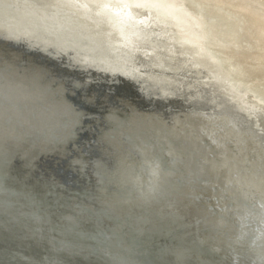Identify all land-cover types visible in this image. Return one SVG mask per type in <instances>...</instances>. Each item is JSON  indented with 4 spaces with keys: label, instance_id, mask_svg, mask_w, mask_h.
I'll return each mask as SVG.
<instances>
[{
    "label": "bare ground",
    "instance_id": "bare-ground-1",
    "mask_svg": "<svg viewBox=\"0 0 264 264\" xmlns=\"http://www.w3.org/2000/svg\"><path fill=\"white\" fill-rule=\"evenodd\" d=\"M48 4L74 15L54 16ZM231 11L204 0H0V50L42 62L33 52L40 49L67 71H84L70 76L54 69L46 77L27 69L26 57L0 51V161L10 158L11 165L17 158L29 167L49 154L80 170L104 168L86 203L94 214L84 227L73 217L85 215L79 182L68 184L58 167L49 169L52 176L42 168L31 172L32 187L71 192L66 234L52 203L39 208L44 191L11 190L0 174V212L9 218L0 224V242L16 240L39 252L49 238L61 241L59 231L78 250L60 246L53 264H108L98 243L86 242L88 234L117 250L130 248V264L150 255L162 264H226L227 250L264 264V39L258 19ZM110 82L127 101L104 106L84 123L94 112L80 119L65 86L93 83L98 91ZM93 130L85 153H78V141ZM107 157L109 167L101 164ZM16 210L28 219L14 223L13 234L8 228Z\"/></svg>",
    "mask_w": 264,
    "mask_h": 264
},
{
    "label": "water",
    "instance_id": "water-1",
    "mask_svg": "<svg viewBox=\"0 0 264 264\" xmlns=\"http://www.w3.org/2000/svg\"><path fill=\"white\" fill-rule=\"evenodd\" d=\"M12 49V48H11ZM1 52L4 51L0 50ZM29 51V50H28ZM32 52V50H30ZM34 54H39L42 60V62L36 60L34 57H26L24 56V53L22 52V54L20 52L18 53H12L9 49L7 52H3L4 55L6 54H16L19 58V61L23 58H25L26 61H28L29 63H27L26 67L29 70H37L40 73L43 74V76L46 77H52L55 76V72L54 71H58V72H65V74L67 73V75H75V76H82V72H84L82 70V72L80 70H78V68L76 67H72L70 71H67L65 68V64L61 63L59 60L58 62H56L53 57L54 55L51 56H47V58H44V54H48L46 52H43L40 49H37V51H33ZM58 53H55V56H57ZM60 62V63H59ZM59 65L61 67H59ZM55 69V70H54ZM48 70H50L51 72L49 73ZM54 70V71H52ZM60 77V76H59ZM62 78V77H61ZM58 81V80H57ZM93 85V83L90 85V87ZM113 85V82H110L108 86H101V88L97 91L95 90V88H90L89 86L87 87L86 85H82V84H74V85H67L66 87V92H65V96H70L71 99L75 100V103L78 104L76 105L78 110H80L82 112L81 114V118L79 116L80 119H83V114L85 112H94L93 116L87 120L84 121V123H91L93 122V119L100 114V112L102 111L101 109L105 106H111V107H120L122 106V102L127 101L126 99L124 100L125 96H121V94L119 95L117 93L118 90L113 89L112 87H109ZM80 89V90H79ZM83 89V90H81ZM135 90H139L138 87L135 88ZM69 91V92H68ZM125 91V90H123ZM128 91V90H127ZM133 91V90H130ZM140 92V91H139ZM117 96V98L115 99L114 96ZM95 96V97H94ZM121 96V97H119ZM123 99V100H122ZM147 99H150V97H147ZM129 100V99H128ZM8 106H9V110L12 113V115L19 117L18 113L16 112V105H15V99L14 98H8ZM74 104V103H73ZM125 104H129L128 102H126ZM75 105V104H74ZM82 105V107L80 106ZM132 105V104H131ZM99 106V107H98ZM98 107V108H97ZM126 107V106H125ZM128 108V107H127ZM134 110L136 111H142L144 110L143 108H141L138 105H132V107ZM100 109V110H99ZM93 134H94V130L93 132H91V134L87 133L85 134L81 140L78 141L77 143V150L79 149L78 153L81 152L85 153V150L83 149L84 146L88 145V142L91 141V139L93 140ZM77 153V155H78ZM1 156V155H0ZM64 157L63 156H53V155H39L33 162H30L29 167H27V163L24 161L22 163V165H20L19 160L17 158H13L12 163L14 161H16V163H11V165L9 164V160L10 158H8L7 163L1 162L0 161V173L1 175H4L5 177V181H2V184L4 186H8L11 188V190H17V191H25L27 189H29L30 191H32L33 193H38L40 195H42V192H45V196L42 200H40L42 203H39V208L42 207H46L49 203H52L53 207H54V211H55V217H56V222H57V226L58 228H60L61 230H63V233L66 234V227H67V219H64L63 215L66 212H70L72 213L70 210H65L66 208H68V205H70V202L68 200V198L72 195H70V191L66 190L65 192H63L64 190H60V189H56L51 185H38L37 187H32L29 183V181L31 180V172H35V168H42L41 171L39 172H47V175H51L49 169H60L59 172L61 174H63L64 176L69 177V178H65L64 180L68 183L71 184V182H74L77 180L80 184V189L79 190V202L82 204L83 206V210L85 211V215L82 217H79V215L74 214L73 217H77L79 219V222L81 223V226L84 227V225L89 222V220H91L93 217V211H92V207L88 206L87 204H91V195L94 193L93 189L94 186L96 184V181L98 180L99 177H101V173L104 170V168H100V166H98L96 169L91 168L90 167H85V169L83 168V170H80V167L76 164V162H72L71 159L67 162V160L64 161ZM104 157H100L99 160H103ZM108 161L106 162H101V164H103L105 167H109L111 165V160L107 157ZM19 165V166H18ZM40 165V167H39ZM102 166V165H101ZM94 169V170H93ZM39 170V169H36ZM55 171V170H53ZM5 172L8 174V176L5 174ZM52 176V175H51ZM55 180V179H54ZM1 181V180H0ZM36 188H38L39 190H37ZM72 191V190H71ZM1 201V199H0ZM88 201V203H87ZM4 203H9V201L7 199H4L3 201ZM22 205L24 204V207L28 206L27 200L25 197H23V201H22ZM87 203V204H86ZM35 207H37L38 203L35 202ZM74 205H76L74 203ZM85 207V208H84ZM96 207V205L94 206ZM56 208V209H55ZM33 209V207H32ZM60 209V210H59ZM36 209H34L35 211ZM59 210V214L63 215L61 217H58L56 215V212ZM15 212H17V214H15V217L12 218V224L9 226L8 230L13 233V234H17V227H20L22 225L25 224V221L28 219L26 216H24L22 213H19L18 210H16ZM18 214H20L21 216H19ZM128 215V214H126ZM9 219L5 214H3L2 212H0V224L3 223L5 220ZM11 220V219H10ZM42 222L45 223V221L42 219ZM14 223L16 224V226L14 225ZM46 225V223H45ZM29 227L31 229H37L36 225L34 224H29ZM128 226H125V228H127ZM46 228V227H45ZM20 229V228H19ZM60 238L61 241H54V243L51 242L50 238L47 240L48 242V246H46L45 248L43 247V244L40 248V251L38 252L37 249H32L29 248L28 250H24V245L19 242L14 240V244H8V243H2L0 242V264H53L52 261L54 259L57 258L56 252L57 250L61 249L60 246H63L62 248H65L66 246H75V250H78V247L75 243V241L67 236V239L64 241L60 232L57 231L56 232ZM102 238H104L103 236H98L97 234L92 235V234H88V238L86 240V242H92L93 240H95L98 245H97V252L100 254V256L107 261H102L104 263H108V264H130L128 259L131 257L132 254V250L129 249H125V251H123L121 248L120 250H117V248H115L114 246H110L106 240H102ZM159 240V239H158ZM168 240H170V237L168 236ZM168 240H159L161 242H168ZM96 242H93L94 244H96ZM132 247V245L130 246ZM167 247V245L164 246V249ZM162 249L160 248L157 252V254L154 255H159L161 253ZM227 257H226V264H234L233 261H235V263H237L236 261H238L240 264H254L253 260H250V258H245L240 256V255H236V258H234L230 251H228ZM152 254V253H151ZM79 258H81L80 256H78ZM160 259H154V257L152 255H150L147 260L143 263V264H162L160 263ZM88 262L86 260H83L80 264H87ZM60 264H69L66 261H62ZM74 264V263H73Z\"/></svg>",
    "mask_w": 264,
    "mask_h": 264
},
{
    "label": "rangeland",
    "instance_id": "rangeland-1",
    "mask_svg": "<svg viewBox=\"0 0 264 264\" xmlns=\"http://www.w3.org/2000/svg\"><path fill=\"white\" fill-rule=\"evenodd\" d=\"M204 1L209 2V3L218 2L223 7V9H225L226 11L232 10V11H237V12L238 11L247 12L250 15V18L258 19V28H259L258 34L261 36V38L264 39V0H204ZM90 4L92 6L95 5L92 3ZM87 6H89V3ZM188 7L190 8L189 4L187 5V8ZM45 10L46 12L48 11V13H51L54 16L57 15L58 12H61L62 14H66V15L67 14L74 15V13H70V10L67 8L59 7L58 10H54V4L49 5V7L45 6ZM110 10L115 12L114 10H112V8H110ZM232 11H231V14H233ZM86 14H87V11L85 12L84 15ZM114 14H118V13H114ZM78 15H80V13ZM136 16L142 17L140 14H137ZM135 19H139V18H135ZM119 22H121V19H119ZM119 22H114L113 25L116 26ZM262 78L264 79V76ZM209 86L211 85H208V88H211Z\"/></svg>",
    "mask_w": 264,
    "mask_h": 264
}]
</instances>
